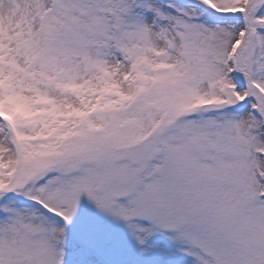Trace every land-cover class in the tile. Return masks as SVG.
Returning <instances> with one entry per match:
<instances>
[{"label":"snow or ice","instance_id":"1","mask_svg":"<svg viewBox=\"0 0 264 264\" xmlns=\"http://www.w3.org/2000/svg\"><path fill=\"white\" fill-rule=\"evenodd\" d=\"M0 264H264V0H0Z\"/></svg>","mask_w":264,"mask_h":264}]
</instances>
